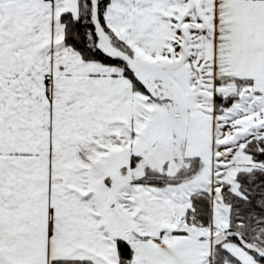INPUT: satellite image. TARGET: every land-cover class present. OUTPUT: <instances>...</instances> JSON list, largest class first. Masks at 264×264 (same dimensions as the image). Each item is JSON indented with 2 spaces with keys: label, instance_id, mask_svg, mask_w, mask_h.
I'll list each match as a JSON object with an SVG mask.
<instances>
[{
  "label": "snow or ice",
  "instance_id": "snow-or-ice-1",
  "mask_svg": "<svg viewBox=\"0 0 264 264\" xmlns=\"http://www.w3.org/2000/svg\"><path fill=\"white\" fill-rule=\"evenodd\" d=\"M0 264H264V0H0Z\"/></svg>",
  "mask_w": 264,
  "mask_h": 264
}]
</instances>
